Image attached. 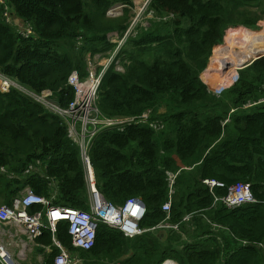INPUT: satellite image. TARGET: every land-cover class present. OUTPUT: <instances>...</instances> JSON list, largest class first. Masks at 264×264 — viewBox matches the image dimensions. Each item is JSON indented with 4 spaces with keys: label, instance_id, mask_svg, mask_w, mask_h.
Instances as JSON below:
<instances>
[{
    "label": "trees",
    "instance_id": "obj_1",
    "mask_svg": "<svg viewBox=\"0 0 264 264\" xmlns=\"http://www.w3.org/2000/svg\"><path fill=\"white\" fill-rule=\"evenodd\" d=\"M5 1L16 19L31 24L36 39L22 38L6 24L0 4V71L30 92L15 87L0 91V168L18 176L0 174V204L10 205L30 188L39 196L54 197V206L87 211L79 147L69 139L64 119L31 94L51 91L52 100L68 109L75 97L67 85L69 76L78 71L84 78L86 56L110 53L116 45L108 34L121 37L129 27L122 22L103 26L99 14L116 4L134 6L133 0ZM147 11L153 15L150 25L139 23L128 37L102 77L96 105L107 120L151 111V120L163 121L165 128H103L90 157L97 188L108 202H144L142 229L167 221L162 208L169 197L166 173L181 171L168 220L179 229H161L166 238L158 234L160 229L156 235L148 231L129 238L100 224L95 246L84 251L73 247L69 225L61 222L54 235L43 230L36 244L52 246L54 236L83 264H264V103L245 107L264 98V57L238 71L237 82L219 96L205 84L227 82L229 87L236 80L237 75L220 82L207 79L213 49L226 48L213 56L232 50V30L258 31L245 37L240 48L244 56H257L264 0H151ZM229 54L237 58L236 49ZM116 60L124 73L116 70ZM38 161L39 170L24 175ZM206 179L224 187L211 190L203 183ZM237 183L250 184L260 203L230 209L216 202ZM41 210L38 205L30 212ZM187 216L189 221H184ZM58 254L54 248L45 264H52Z\"/></svg>",
    "mask_w": 264,
    "mask_h": 264
},
{
    "label": "built area",
    "instance_id": "obj_2",
    "mask_svg": "<svg viewBox=\"0 0 264 264\" xmlns=\"http://www.w3.org/2000/svg\"><path fill=\"white\" fill-rule=\"evenodd\" d=\"M150 0H146L142 6L143 11ZM4 6L3 19L6 24L16 29V32L25 39H36V35L31 24L16 19L12 9L7 6L5 0H0ZM123 7H120L122 9ZM116 9L110 10V15H116ZM143 14V13H142ZM147 18H153L149 14ZM145 18L135 22L132 21L130 28L124 33L121 41L134 35L137 25ZM121 45V43H120ZM96 57V56H95ZM94 57L87 56V78L81 79L74 72L68 80L67 85L75 90V97L68 109H62L52 99L51 91H44L41 95L31 94V96L42 103L54 114L60 115L68 127V137L75 143L80 150V157L85 172V183L88 191L89 210H80L75 208H64L53 205V199L39 196L30 188H26L18 197L14 198L10 205L0 204V264H22L25 255L30 251V246L36 245L44 250L45 256H50L54 248L59 250L52 264H83L78 255L65 248L54 236L52 246H42L36 244V239L41 237L43 230L48 229L54 235L57 232V226L61 222L69 225L68 231L71 236L72 245L75 249L84 251L91 250L96 243L97 231L100 224L120 230L125 237L134 238L148 231L159 229L178 230V224L168 222L172 210L173 196L175 194L174 184L179 173L167 172L169 182L168 201L163 205V211L168 214L167 221L162 222L151 229H142L140 222L146 215V205L139 198H130L124 205L117 206L108 202L97 188V179L95 170L91 162L90 150L93 140L97 136L100 128L112 126H124L126 124H148L152 129L161 131L165 128L164 122L152 121V112L147 111L141 116L129 119L107 120L103 119L97 108L98 88L101 78L111 65L114 56L110 59L100 62L94 61ZM99 70V73H98ZM116 70L119 71L116 64ZM239 74V73H238ZM238 80V75L236 77ZM237 80H235L237 82ZM15 87L30 96V92L10 80L0 71V91L9 93L11 88ZM264 89V86H263ZM213 92L217 96L221 95ZM258 103H264V98L259 102L248 103L245 107H251ZM103 119V120H102ZM41 167V162L31 164L24 172L27 175L37 172ZM0 174L8 179H16L18 176L14 172L8 171L7 168H0ZM203 183L210 187H224V184L215 180L206 179ZM227 208L234 209L249 204L260 203L254 196L251 185L247 183H237L228 189V194L223 198H216ZM42 206L43 210L34 213L30 212L33 206ZM190 216L184 218L189 221ZM26 238V240L23 239ZM27 241V242H25ZM16 248V253L12 251ZM30 253V252H29Z\"/></svg>",
    "mask_w": 264,
    "mask_h": 264
},
{
    "label": "rangeland",
    "instance_id": "obj_3",
    "mask_svg": "<svg viewBox=\"0 0 264 264\" xmlns=\"http://www.w3.org/2000/svg\"><path fill=\"white\" fill-rule=\"evenodd\" d=\"M141 5H142V3H140V0H137V2H135V6L126 7L124 9H122L123 11L120 8H118V10L116 11V13H117L116 15H108L107 13L105 15H100L99 14L98 22L101 25H103V26H107L108 24H116L118 22H122V23L127 24L128 26H130L131 20L133 22H135L136 19L138 21L139 19H141L143 17L145 19H143L140 23L144 27H146V26L148 27L150 25V21H148V19H146L147 15H145V13H143V7H141ZM119 6L120 5H118L116 7H119ZM127 9H128V15H129L128 19L125 16V13H126ZM117 18H119V19H117ZM260 26H261L260 30L263 29L262 32H260V33H263V34L261 35L262 39L260 41V46L257 49V51H258L257 56L256 57H254V56L253 57L244 56L243 55V51H242V49H244V48L242 47V44L245 41V37H247L249 34L258 33V31L247 30L246 32H239L237 30H232V32H231V46L229 47L232 50H229V51L225 52L224 54H222L220 56L219 55L213 56V54L215 52L224 51L226 48L217 49L216 51H214V49H213V52H214V53H212L213 57L211 56V58L209 60V63H208L210 72H209V75H207V79H209L211 81H214V82H220L223 78H225L226 80H232L237 75V72L240 71L241 67L245 66L247 63L252 62L257 57L264 56V28H262V26H264V22L261 23ZM240 48H242V49H240ZM235 49H236V52H237V58L233 54H229L228 55V53L230 51H233ZM216 58H219L220 60L216 59ZM93 59L97 63V62H100V61H103V60H107V59H110V58H108L105 55H98V56L94 57ZM208 66H207V68H208ZM248 66H250V65H248ZM248 66H246V67H248ZM117 68L119 69L120 72H122V73L125 72V68L122 67L118 63H117ZM207 68H206V70H207ZM245 68H243V69H245ZM203 73H202V75H203ZM212 75H215L216 78H213ZM201 78L203 80V77H201ZM238 78H239V74H238ZM226 83H224V84H222L220 86L216 85L217 87H211L205 82V84L208 86V89L212 93L214 92L216 94H219V92L216 90V88H219L220 90L224 91V90L232 87L236 83V81H234V83L231 86H229V87L226 86L227 85ZM223 91H221L220 93H222ZM164 111H165L164 108H162L160 110V112H164ZM113 120L116 121V119H113ZM180 172L181 171H179V173ZM1 205H3V204H1ZM165 234H167V232H165ZM23 239L26 240L25 237H23ZM25 242H27V241H25ZM33 247L34 246H30V253L28 252L29 257H28V259H27V261L25 263L26 264H45V262L47 261V258L45 256V254L38 255L39 254L38 253L37 256L39 258L35 259L36 253H35V251L33 252V250H32ZM32 252L34 254L33 256L30 255ZM168 263H176V262L173 261V262H168ZM165 264H166V262H165Z\"/></svg>",
    "mask_w": 264,
    "mask_h": 264
},
{
    "label": "clouds",
    "instance_id": "obj_4",
    "mask_svg": "<svg viewBox=\"0 0 264 264\" xmlns=\"http://www.w3.org/2000/svg\"><path fill=\"white\" fill-rule=\"evenodd\" d=\"M146 1V0H145ZM150 2H151V0L149 1V3H148V5L150 4ZM118 5H120L119 7H116V6H118ZM148 5L145 7V10L143 11V13H145V15H147L146 16V19H149V18H147L148 17V15L149 14H151V13H148ZM120 7H123L122 9H124V8H126L127 6L126 5H122V4H116V5H114V6H112L106 13L108 14V15H110L109 14V11L110 10H114V9H116V10H118V8H120ZM121 9V10H122ZM123 11V10H122ZM131 23H132V20H131ZM131 23H130V26H131ZM130 26H129V28H130ZM143 26V25H142ZM147 27V26H146ZM128 28V29H129ZM127 29V30H128ZM126 30V31H127ZM121 39H122V36L121 37H119L118 36V34L117 33H110V34H108V40H109V42L110 43H112V44H114V45H116V47L114 48V49H112V50H110V53H108V54H106L105 56H107L108 58H111L112 56H114V58H113V61H112V63L114 62V60L116 59V57L118 56V54H119V51L122 49V47L125 45V43H126V41L127 40H125L124 42L123 41H121ZM120 43H121V45H120ZM98 55H102V54H98ZM98 55H96V56H98ZM88 56V55H87ZM86 56V57H87ZM95 57V56H94ZM112 63H111V65H112ZM118 63V61L116 60V62L114 63L115 65ZM110 65V66H111ZM109 66V67H110ZM86 71H87V66H86ZM74 72H76L78 75H79V73H78V71H74ZM73 72V73H74ZM98 73H99V70H98ZM86 74V76L84 77V78H82L80 75V78L83 80V79H86L87 78V74H88V72H86L85 73ZM105 74V73H104ZM103 77V76H102ZM101 80H102V78H101ZM100 84H101V82H100ZM104 119V118H103ZM102 119V120H103ZM163 122V121H162ZM113 127V126H112ZM106 128V127H105ZM102 129L103 128H100L99 129V132L100 131H102ZM98 132V133H99ZM98 135V134H97ZM168 261H172V260H168Z\"/></svg>",
    "mask_w": 264,
    "mask_h": 264
},
{
    "label": "crops",
    "instance_id": "obj_5",
    "mask_svg": "<svg viewBox=\"0 0 264 264\" xmlns=\"http://www.w3.org/2000/svg\"><path fill=\"white\" fill-rule=\"evenodd\" d=\"M133 3H134V6H135V2H137V0H133L132 1ZM140 3H142V5H141V7L145 4V0H140ZM86 59H87V57H86ZM168 230V229H167ZM170 230H173V229H170ZM154 232V234L156 235L157 233H158V231L157 230H155V231H153ZM158 234H165V232L163 231V232H161V229L159 230V233ZM167 234H165V238L168 236H166ZM12 249V251L13 252H15V254H17L16 253V248L15 247H12L11 248ZM32 250H33V252L35 251V253H36V255H35V259L36 258H39L38 256H37V254L38 255H42V254H45V252H44V250L43 249H41L40 247H37L36 245H34V247L32 248ZM30 252V251H29ZM33 252L30 254L31 256H33L34 254H33ZM28 257H29V254H27V255H25V259L22 261V264H26L25 262L27 261V259H28ZM46 258H48L47 256H46ZM46 263V262H45Z\"/></svg>",
    "mask_w": 264,
    "mask_h": 264
},
{
    "label": "water",
    "instance_id": "obj_6",
    "mask_svg": "<svg viewBox=\"0 0 264 264\" xmlns=\"http://www.w3.org/2000/svg\"><path fill=\"white\" fill-rule=\"evenodd\" d=\"M262 57H264V56H260V57L255 58L252 62L247 63L245 66L241 67L240 70H242L243 68H245V67L248 66V65H251L253 62H255L256 60H258V59H260V58H262ZM168 262H173V261H166V263H168ZM164 264H165V263H164Z\"/></svg>",
    "mask_w": 264,
    "mask_h": 264
}]
</instances>
